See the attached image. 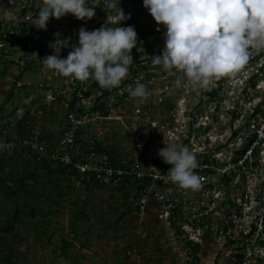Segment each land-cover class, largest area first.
I'll return each mask as SVG.
<instances>
[{"label":"rangeland","instance_id":"1","mask_svg":"<svg viewBox=\"0 0 264 264\" xmlns=\"http://www.w3.org/2000/svg\"><path fill=\"white\" fill-rule=\"evenodd\" d=\"M26 2L28 0H0V31L8 29L14 22L31 25L28 16L36 14L23 8ZM88 2L91 4V0ZM40 4L35 1L38 8ZM98 7L99 3L90 21L78 20L68 14L59 20L50 18L47 24L52 31L59 32L62 39L70 37L76 44L79 29L83 27L89 31L88 28L96 24ZM121 8L125 14H130L126 23H132L137 30L163 26L156 24L143 7V0H123ZM140 51L141 55L150 56L145 47ZM48 55L52 54L27 41L0 48V109L4 107L6 113L26 97L40 103L51 93L57 96L58 91L61 95L46 113L43 123L46 132L56 133L67 113L63 103L67 94L62 91L67 90L69 78L43 67L41 60ZM262 66L264 51L253 52L239 72L215 81L207 89L187 82L177 88L174 85L175 70L169 74L160 66H154L153 78L142 83L149 92L145 102H155L158 106L153 110H142L144 116L139 118L136 112H128L125 104L120 112L112 103L114 98L109 97L106 102L113 118L85 126L83 131L86 136L95 133L103 147H110L118 156H125L133 149L129 127L138 126L141 120H153L157 125L172 127L177 132L171 134L175 146H181L189 135L191 140L183 145L197 155V164L203 160L205 149L218 150V157L223 155L222 162H227L249 139L257 121L262 122L260 129L264 131V115L261 111L255 113L257 108L264 111ZM144 75L142 72L141 76ZM250 82L255 85L251 86ZM212 89L218 91L216 105L207 96ZM160 92H164L162 95L166 99L162 103L157 101ZM11 93L14 96L7 104ZM236 111L243 116L236 119ZM248 120L250 126L246 124ZM1 122L0 118V128ZM190 126L192 129L188 134ZM235 133L238 134L235 136ZM4 155L6 160L7 154ZM23 159L28 161L29 170L35 172L37 178L28 182L18 198L10 197L0 189V264H238L234 256L236 244L229 241L241 240L252 233V223L264 213V142L253 157V161L258 162L252 173L240 171L229 181L222 179L216 192L205 186L196 190L183 189L179 198L188 216L195 212L203 216V210L208 208L209 212L201 220L200 227H191L185 219L177 220L183 231L181 234L161 216L159 207H151L147 214L137 217L134 213L136 204L129 203V212L123 216L122 192L101 186L87 187L59 172L57 165H51L52 171L47 172L30 154L23 153ZM24 160H18L16 171L25 169ZM171 184L173 189L179 188L177 184ZM17 201L21 221L16 225L15 233L4 232L2 229L15 211ZM23 203L29 207L24 208ZM30 208L36 216L30 215ZM237 211L241 215H237ZM225 228L227 232H224ZM251 239L247 249L250 257L244 264H264V246L259 244L264 241L261 220ZM189 240L200 244L196 259L191 255ZM7 257L11 259L10 263L6 262Z\"/></svg>","mask_w":264,"mask_h":264},{"label":"built area","instance_id":"2","mask_svg":"<svg viewBox=\"0 0 264 264\" xmlns=\"http://www.w3.org/2000/svg\"><path fill=\"white\" fill-rule=\"evenodd\" d=\"M122 2L123 0H120L119 7H121ZM31 3L26 2L23 8L33 11ZM33 12L36 14L35 11ZM97 14L96 24L92 28H88L89 31L99 29L106 23L107 15L110 13L105 7V0H99ZM106 26L115 27L116 25L107 23ZM118 26L127 27L124 22ZM54 33L52 27H49L48 24L46 30H37L34 26L27 25V23L14 22L8 29L3 32L0 31V48L16 44L18 41H27L28 44L32 43L53 54V50L48 45L49 42H54L56 39ZM164 43V33L140 37L134 48L137 54L136 61L128 66L127 76L118 87L102 88L92 79L80 82L69 78L67 90L62 91V93L67 94V99L63 101L66 104L67 113L64 122L56 129V133L46 132L43 123L46 113L52 109V104L59 99L61 94L58 91L57 96L51 93L46 97L47 99L45 98L40 103L32 97H26L6 112L4 119H2L0 155L9 152L30 154L38 164L50 163L66 169L72 174V178L79 183L94 179V181L110 189H117L126 184L128 190L133 187L130 201L136 204L134 213L137 217L147 214L151 207H159L161 208V216L170 223L172 217L177 214L183 217L185 223L191 227L202 226L203 222L201 220H204L209 208L203 210V216L196 212L191 213L190 216L185 213V206L179 198L183 189L180 187L178 189L172 188V181L168 176L171 166L165 164L158 156L159 151L166 147V144H175L171 134H177V132L172 130V127L166 126L167 129L165 126L157 125L153 120L144 121L146 124L141 120L138 126L133 124L129 127L128 135L133 149L127 152L125 156H117L120 167L113 165L107 154H98L94 150V145L98 142L95 133L86 136L83 131L85 126L95 125L113 118L111 114L104 117L91 111L99 98L101 99L100 102H105L107 108H109L106 99L113 97L114 101L112 103L120 109V112L125 104L127 111L130 113L136 112L139 118L144 116L142 110L147 108L153 110L154 106H158L155 102H145L148 99H133L129 96V92L134 84L140 81L142 83L147 74L154 73L155 67L152 64L151 57L162 53ZM72 45H78V42L75 44L71 41L69 47L62 49L61 58H67L68 53L72 50ZM142 47L149 50L150 56H146V53L141 55L140 49ZM142 72H145L144 76H141ZM152 78L153 76L150 80ZM213 91L214 89L211 92ZM105 92H108V95H105ZM162 94L164 92H160L157 96L158 103L166 100ZM216 97L212 100L215 101V105L218 104ZM171 106L168 105V107ZM216 108L218 107L216 106ZM236 112L240 113L239 111ZM161 126L162 129H160ZM191 129L192 126L188 129V134L191 133L189 132ZM257 134L258 138L238 161H235L239 157L236 152L248 140L244 141L235 150V157L227 162H222L223 158L221 156L223 155L218 157L220 155L218 150L209 151L208 149L207 151L205 149V152L202 153L204 154L203 160L193 169L194 174L200 179V186H205V188L216 192L220 188L222 179L229 181L231 178H235L236 175L238 176L240 171L245 174L252 173L255 169L254 165H257L254 164L256 161H253V157H255L256 151L259 152V148L264 142V131L259 128ZM189 140H191L190 136L187 135L183 143H188ZM183 143H181V146H184ZM148 153L150 154L148 155ZM200 156L201 154H198V157ZM195 158L197 160L196 154ZM146 178H149L150 181L146 180L145 182ZM128 180H131L132 183L136 182V184L132 186ZM247 249L248 247L245 249V260L250 257L247 254Z\"/></svg>","mask_w":264,"mask_h":264},{"label":"clouds","instance_id":"3","mask_svg":"<svg viewBox=\"0 0 264 264\" xmlns=\"http://www.w3.org/2000/svg\"><path fill=\"white\" fill-rule=\"evenodd\" d=\"M98 3L42 0L38 15H29L28 21L37 30H46L50 18L59 20L68 14L90 21ZM119 3L105 0L110 13L106 23L93 31L81 27L78 45H72L66 59L61 58V50L69 47L71 38L62 39L59 32L54 33L56 39L48 45L53 54L40 59L43 67L73 81L92 79L102 88L118 87L133 63L132 50L137 45L134 26H118L131 18ZM143 7L158 26L166 28L162 53L151 57L152 64L169 74L175 70L177 88L187 82L207 89L239 72L253 52L264 51V0H143ZM107 23L116 26L107 27ZM148 95L143 83L129 92L133 99ZM158 156L171 166L168 176L173 183L182 189L200 187V179L193 172L196 158L187 146L166 144Z\"/></svg>","mask_w":264,"mask_h":264},{"label":"trees","instance_id":"4","mask_svg":"<svg viewBox=\"0 0 264 264\" xmlns=\"http://www.w3.org/2000/svg\"><path fill=\"white\" fill-rule=\"evenodd\" d=\"M32 1V3H31ZM34 1V2H33ZM35 1H38L40 3H42V0H28V3H31V8L33 11H35L36 15H38V12H39V8L35 7ZM125 25L126 26H134L132 23H126L125 22ZM157 28H151V27H146L144 29H140V30H136L137 32V42H138V39L140 37H146V36H154V35H157L158 33H165L166 32V28L164 26L160 27V31L157 32L156 31ZM20 41H18L16 44H19ZM132 53H133V56H134V59H133V62L136 61V57H137V54H136V50L133 49L132 50ZM262 71H264V66H262L261 68ZM153 76V74H147L145 77H144V83L147 82L148 80H150V78ZM251 86L252 85H255L254 82H250ZM24 88H26V86H24ZM217 90H214L213 92L211 93H208V96H210L211 100H214L215 97L217 96ZM105 95H108V92H105L104 93ZM14 94L11 93L8 98H7V104L10 103L12 101V98H13ZM101 99H97L96 101V104L91 108V111L92 112H95V113H98L99 115L101 116H110L111 114V110L110 108H107V105L105 102H100ZM72 106V104H71ZM5 108L2 107L0 109V118L1 119H4L5 117ZM257 111H261L264 115V111L260 108H257L255 110V113H257ZM240 116V113L238 112H235L234 113V117L237 119L239 118ZM250 120L247 121V125L250 126ZM262 125V122H259L257 121V124L255 125V129L252 131V134H251V137L250 139H248L247 143H245V145L237 150V154H239V157H237V159H235V161H238L240 158H242V156L245 154V152L250 148V146L253 144V142L258 138V134H257V130L261 127ZM238 133H235L234 135L236 136ZM94 150L98 153V154H107L110 159L112 160L113 162V165H115L116 167H120V163L118 164V161H117V156L118 154H116V150L110 148V147H103L99 142H96L95 145H94ZM6 160L3 159V157H5V155H0V189L7 195H9L10 197H17L19 196V192L25 187L27 186L28 182L31 181V180H35L37 178V174L35 172H32L29 170V163L28 161L24 160L23 159V153L21 152H9V153H6ZM255 154L257 155L258 154V151L255 152ZM21 159V160H24V163H25V169L18 172L16 171V168L18 167V160ZM35 162V161H34ZM38 164V163H37ZM254 164H257V162H255ZM52 164L50 163H43L40 165L41 169L47 171V172H51L52 169H50V166ZM8 169V170H7ZM58 171L59 172H62L66 177H72V174L70 172H68L66 169L58 166ZM146 180L149 182L150 179L149 178H146L145 179V182ZM11 182V183H10ZM128 182L131 183V185L133 186L134 184H136V182L132 183L131 180H128ZM138 183V182H137ZM82 184H84L85 186H101L103 188H106L104 185H102L101 183L99 182H96L94 181V179H91L89 182L88 181H84ZM18 186L17 188H14V186ZM128 185L126 184H123L121 185L119 188L117 189H114V190H117L119 192H122L123 193V204L125 206V210L123 211L122 215L125 216V214H127V212H129V203H131L130 201V196L132 195L131 193L132 192V188H130V190H128ZM28 193V192H27ZM18 203V201L16 202V204ZM236 206V205H234ZM23 207L24 208H27L29 207V205L27 203H23ZM238 210L241 211V208L240 207H236ZM240 211H237V215H241V212ZM30 212V215L31 216H36L35 214V211L34 209L30 208L29 210ZM231 214V213H229ZM231 217V215H229ZM183 217H181L180 215H174L172 217V221L171 223L173 224L174 228L177 229V232L179 234H181L183 231L181 230V226L179 224H177V220H182ZM262 221V223H264V213L258 215L255 219V221L252 223L253 224V227H252V233H250L249 235L243 237L241 240L239 239H232L230 240L229 242L233 245L236 244V246L234 247V256L237 258V262L238 264H244V261H245V258H246V255H245V249L251 245V238L253 237V234L255 232V230H257L258 228V224H259V221ZM21 221V209L19 207V205L17 204L16 205V209L15 211L12 213L11 217L8 218L7 220V224L5 226V228H3L2 230L4 232H7V233H15V228H16V225ZM183 221V220H182ZM231 226L234 227L235 224L232 223L231 221ZM227 228H225L224 232H227ZM227 234V233H226ZM260 245L262 244L264 246V241H260L259 243ZM188 245L190 246L191 248V255L193 257V259H196L197 258V255L200 251V244L199 243H196L192 240H189L188 241ZM6 262L10 263V258L7 257L6 259Z\"/></svg>","mask_w":264,"mask_h":264}]
</instances>
